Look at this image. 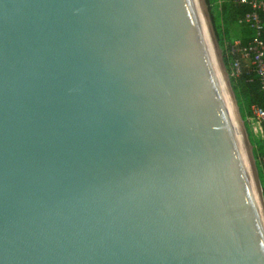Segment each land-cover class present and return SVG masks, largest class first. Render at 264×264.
Here are the masks:
<instances>
[{
  "label": "water",
  "instance_id": "95a60500",
  "mask_svg": "<svg viewBox=\"0 0 264 264\" xmlns=\"http://www.w3.org/2000/svg\"><path fill=\"white\" fill-rule=\"evenodd\" d=\"M237 114L201 0H0V264H264Z\"/></svg>",
  "mask_w": 264,
  "mask_h": 264
},
{
  "label": "built area",
  "instance_id": "2783aa9c",
  "mask_svg": "<svg viewBox=\"0 0 264 264\" xmlns=\"http://www.w3.org/2000/svg\"><path fill=\"white\" fill-rule=\"evenodd\" d=\"M239 3H248L252 10L244 17V22L252 28L253 33L247 43L238 40L232 43L227 50L229 59V74L236 76L246 68L247 72L254 73L259 81L261 90L264 92V0H235ZM252 114L248 118L254 119L263 133L264 107L253 104Z\"/></svg>",
  "mask_w": 264,
  "mask_h": 264
},
{
  "label": "rangeland",
  "instance_id": "374dc122",
  "mask_svg": "<svg viewBox=\"0 0 264 264\" xmlns=\"http://www.w3.org/2000/svg\"><path fill=\"white\" fill-rule=\"evenodd\" d=\"M228 1L229 0H203L213 38L219 48V53L227 73L226 75L228 77V82L230 83V86L233 90L234 98L236 99L235 105L237 106V110L239 111L241 122L246 129V135L248 139L250 138L247 132L246 124H248L251 128L254 137L253 139L258 143L259 139L261 138L260 135L262 134L261 128L258 126L257 122L254 119L242 117L239 109V103L231 80L232 76L229 74V59L227 57L228 47L232 43L241 40L244 36H246L248 30L244 23V20H235L230 18L226 9V3ZM249 148L251 150L253 164L255 165L256 172L260 180L258 167L259 162L257 161L256 154L254 153L255 143L251 142V140L249 143Z\"/></svg>",
  "mask_w": 264,
  "mask_h": 264
},
{
  "label": "trees",
  "instance_id": "16d2710c",
  "mask_svg": "<svg viewBox=\"0 0 264 264\" xmlns=\"http://www.w3.org/2000/svg\"><path fill=\"white\" fill-rule=\"evenodd\" d=\"M226 9L230 18L235 20H243L245 15L252 10L248 3H239L235 0H229L226 3ZM261 13L264 19V12ZM244 23L247 27L248 33L241 39V41L242 43H247L251 38L253 30L246 22ZM231 80L242 117L248 118V116L252 114L251 106L253 104L264 107V92L261 90L260 81L254 73H249L247 72V69L244 68L242 73L232 76ZM246 128L251 142L255 143L254 153L259 162V176L264 196V122L262 123L263 136L259 139L258 143L253 139L254 137L248 124H246Z\"/></svg>",
  "mask_w": 264,
  "mask_h": 264
},
{
  "label": "bare ground",
  "instance_id": "6f19581e",
  "mask_svg": "<svg viewBox=\"0 0 264 264\" xmlns=\"http://www.w3.org/2000/svg\"><path fill=\"white\" fill-rule=\"evenodd\" d=\"M201 3H202L203 11H204V16H205L207 28H208V31H209V34H210V37H211V41H212V44H213V47H214V50H215V54H216L219 66H220V70H221V73H222V76H223V79H224V83H225V86L227 87V90L229 92V98H230V100H231V102L233 104V108H234L235 112L237 113V107L235 105L234 96H233V93H232V91H231V89L229 87L228 77L226 75L227 73H226V70L224 68L220 53H219V48H218V46H217V44H216V42H215V40L213 38V35H212L211 27L209 25L208 16H207V13H206V10H205V5H204L203 0H201ZM237 117L239 119L238 114H237ZM239 122H241L240 119H239ZM247 146H248L247 148L249 150V153L251 154L248 141H247ZM251 158H252V156H251Z\"/></svg>",
  "mask_w": 264,
  "mask_h": 264
},
{
  "label": "crops",
  "instance_id": "0c3cea01",
  "mask_svg": "<svg viewBox=\"0 0 264 264\" xmlns=\"http://www.w3.org/2000/svg\"><path fill=\"white\" fill-rule=\"evenodd\" d=\"M263 136V133L260 135V137H262Z\"/></svg>",
  "mask_w": 264,
  "mask_h": 264
}]
</instances>
